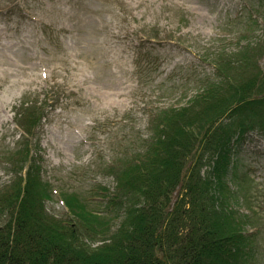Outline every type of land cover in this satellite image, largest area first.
<instances>
[{
	"label": "rangeland",
	"instance_id": "1",
	"mask_svg": "<svg viewBox=\"0 0 264 264\" xmlns=\"http://www.w3.org/2000/svg\"><path fill=\"white\" fill-rule=\"evenodd\" d=\"M262 16L264 0H0V187L19 169L8 154L29 147L51 188L50 213L66 215L65 192L109 209L100 190H115L116 180L106 166L156 136L158 113L203 92L217 78L214 58L249 52L253 70L264 69L260 51L246 50L264 40ZM245 23L255 31L242 33ZM23 102L44 113L29 139L16 114ZM194 106L196 121L202 105ZM263 128L252 123L239 133L228 175L231 189L253 205L243 200L236 208L256 238L252 264H264ZM199 138L209 149L208 136ZM195 158L190 149L187 159Z\"/></svg>",
	"mask_w": 264,
	"mask_h": 264
},
{
	"label": "trees",
	"instance_id": "2",
	"mask_svg": "<svg viewBox=\"0 0 264 264\" xmlns=\"http://www.w3.org/2000/svg\"><path fill=\"white\" fill-rule=\"evenodd\" d=\"M251 18L257 23L253 14ZM245 31L255 30L245 23ZM246 50H258L264 58V40L248 42ZM253 56L243 52L234 60L214 58L217 78L188 106L158 113L154 124L161 130L142 150L106 166L116 180L115 190H100L109 209L92 207L91 199L65 192L62 198L68 211L55 216L47 209L51 188L43 178L41 161L29 147L18 149L17 156L8 154V162L19 169L15 179L0 187V264H252L257 260L256 238L246 224L249 217L236 209L243 200L250 207L252 202L244 192L242 198L238 196L228 178L233 171V138L252 123L264 127V97L254 95L255 90L264 94V69L253 70ZM249 75L253 78L243 83ZM195 103L202 109L193 121ZM21 107L16 110L18 125L29 139L44 113L37 102L32 106L23 102ZM197 123L201 126L191 136L189 128ZM186 133L189 142L179 145ZM205 134L209 149L199 138L203 135L205 140ZM190 149L196 154L194 162L187 159ZM256 226L252 228L257 230Z\"/></svg>",
	"mask_w": 264,
	"mask_h": 264
}]
</instances>
